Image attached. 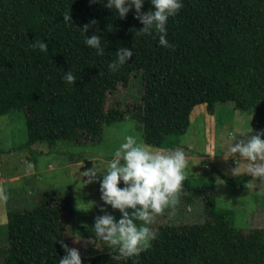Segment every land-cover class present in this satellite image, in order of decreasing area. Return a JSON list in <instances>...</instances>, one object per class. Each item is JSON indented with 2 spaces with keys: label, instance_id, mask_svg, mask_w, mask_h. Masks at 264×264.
Here are the masks:
<instances>
[{
  "label": "trees",
  "instance_id": "trees-1",
  "mask_svg": "<svg viewBox=\"0 0 264 264\" xmlns=\"http://www.w3.org/2000/svg\"><path fill=\"white\" fill-rule=\"evenodd\" d=\"M104 4L0 0V115L23 111L26 148L42 141L99 142L105 126L128 117L146 145L174 149L202 107L211 115L225 102L255 115L264 134V0H183L168 19L167 48L155 30L137 33L142 23L134 9L120 18ZM151 8L144 0L141 11ZM68 13L71 24L63 19ZM86 23V34L100 35L103 55L85 45L79 27ZM41 40L47 50L34 46ZM120 47L132 49V57L109 71ZM66 70L76 76L73 85L62 80ZM134 80L139 99L117 98ZM222 177L247 185L245 178ZM182 185L180 199L200 197L205 218L150 225L158 235L138 257L120 256L92 226L73 227L68 192L38 191L32 207L7 212L0 264H58L72 231L92 237L83 264H264V227L236 228L231 211L216 205L211 185H192L189 176Z\"/></svg>",
  "mask_w": 264,
  "mask_h": 264
},
{
  "label": "rangeland",
  "instance_id": "rangeland-1",
  "mask_svg": "<svg viewBox=\"0 0 264 264\" xmlns=\"http://www.w3.org/2000/svg\"><path fill=\"white\" fill-rule=\"evenodd\" d=\"M141 87L134 80L121 87L116 94L121 101L139 99ZM109 102V101H107ZM196 111V108L194 112ZM209 125V126H208ZM212 125V126H210ZM237 139L258 132L257 118L250 112L240 111L232 103H218L210 115L204 107L192 117L184 131L177 135L178 146L186 153L187 176L192 185L208 183L214 190L216 205L231 211V222L236 228L264 227V178L248 173L249 161L229 151L233 133ZM140 131L131 118L114 122L103 129L102 139L95 143H69L63 140L48 144L36 142L25 147L26 125L22 110L0 115V243L6 238L7 212L22 207H32L38 191L53 190L64 195L69 193L73 207V227L92 226L94 218L102 211L119 218L120 213L101 199L97 173L95 181L83 184L87 177L82 171L94 166L104 167L111 153L126 134ZM143 140V138H142ZM168 149V148H153ZM175 149V148H174ZM209 152L206 154V152ZM74 158L73 160H71ZM246 179V186L225 182L223 177ZM118 186H123L120 182ZM37 191V192H36ZM201 198L181 200L154 214L151 226L164 223H193L203 220L204 205ZM71 247L80 255L92 253V237L70 232Z\"/></svg>",
  "mask_w": 264,
  "mask_h": 264
},
{
  "label": "clouds",
  "instance_id": "clouds-1",
  "mask_svg": "<svg viewBox=\"0 0 264 264\" xmlns=\"http://www.w3.org/2000/svg\"><path fill=\"white\" fill-rule=\"evenodd\" d=\"M151 10L141 11L144 0H105L104 6L115 10L120 18H124L130 9H134V16L142 23L138 34H150L155 30L159 34V44L170 47L166 25L169 17L175 16L183 6V0H150ZM63 19L70 23L69 13ZM91 24H95L93 19ZM89 24L79 27L86 46L96 50L97 55L104 54L100 35L93 32L86 34ZM41 50H47L43 40L34 44ZM132 57V49L120 47L116 59L108 64L109 71H116ZM62 80L73 85L76 76L65 71ZM246 132L233 133V141L229 151L238 154L249 161L248 173L253 177L264 178V139L258 132L246 138L237 139V134L243 136ZM188 160L182 146L175 149H153L146 145L139 133L126 134L122 141L111 153V159L104 167L92 166L80 173L87 177L83 184L95 181L97 173L99 179L101 205H110L120 213V217L106 211L94 218L92 225L94 234L106 245L114 248L120 256L138 257L143 251L151 247L158 232L151 227L154 214L164 208L175 205L182 189V182L186 179ZM120 182L123 186H118ZM65 254L58 260V264H83L81 255L75 247H68L61 243Z\"/></svg>",
  "mask_w": 264,
  "mask_h": 264
}]
</instances>
